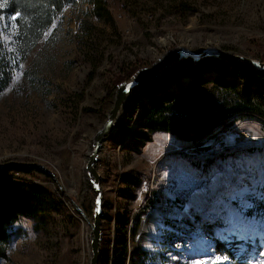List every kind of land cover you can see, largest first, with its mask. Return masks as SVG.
<instances>
[{
    "label": "rangeland",
    "instance_id": "374dc122",
    "mask_svg": "<svg viewBox=\"0 0 264 264\" xmlns=\"http://www.w3.org/2000/svg\"><path fill=\"white\" fill-rule=\"evenodd\" d=\"M102 1L99 12L91 2L66 7L23 57L15 19L0 0V57L10 76L0 92V168H14L0 178L25 192L44 190L13 226L18 239L0 264H90L95 193L86 165L117 87L180 48L214 47L264 62V0ZM202 70L205 79L220 71ZM190 77L167 90L215 94L222 106L225 93L211 82L187 88ZM130 99L96 167L99 264H191L220 256L215 239H236L242 251L250 245V264H264V118L230 119L193 143L148 132L142 104ZM205 223L214 230L206 232Z\"/></svg>",
    "mask_w": 264,
    "mask_h": 264
},
{
    "label": "trees",
    "instance_id": "16d2710c",
    "mask_svg": "<svg viewBox=\"0 0 264 264\" xmlns=\"http://www.w3.org/2000/svg\"><path fill=\"white\" fill-rule=\"evenodd\" d=\"M79 1L91 2L98 12L101 10L100 3L103 2L102 0H5L4 12L8 16L16 17V42L18 48L22 49L23 57H26L44 37L59 14L66 7L75 6ZM106 11L103 8L102 13L98 14L105 16ZM207 67L220 71L206 75V79L209 78L206 80L201 74L202 69ZM227 67L232 68L230 72L226 71ZM8 74L0 57V92L9 84ZM183 74L192 76L187 88L213 83L217 90H221L222 94L225 93L222 106H220L221 96L218 98L215 94L189 93L183 96L167 90L173 83L178 82ZM257 84L264 88V75L254 72L243 64H223L206 59L195 66L189 61H184L167 70L156 81L138 87L133 91L130 102H136V106L142 104L141 113L148 132L170 133L180 140L197 143L216 128L228 125L230 119L244 118L252 114L264 118V92L252 88V85ZM187 88H182L181 93L185 94ZM145 138L148 140L149 137L145 136ZM12 170L14 168H0V177L9 174ZM31 170L22 169V171ZM23 187L24 185L12 179L0 178L1 260H9L11 245L18 239L19 233L13 229V226L18 222L19 217L26 214L29 207L31 208L30 202L36 201L38 192L44 191L34 186L29 192H25ZM188 220L191 222L190 218ZM195 221L201 220L195 219ZM203 226L206 232L214 230L213 224L205 223ZM240 245L241 243L236 239L232 241L215 239L216 252L220 256L232 258L235 264H250L254 248L248 245L242 251ZM256 246V252H261L260 241H256ZM240 251L243 253L238 256Z\"/></svg>",
    "mask_w": 264,
    "mask_h": 264
},
{
    "label": "water",
    "instance_id": "95a60500",
    "mask_svg": "<svg viewBox=\"0 0 264 264\" xmlns=\"http://www.w3.org/2000/svg\"><path fill=\"white\" fill-rule=\"evenodd\" d=\"M206 59H212L223 64H243L249 66L254 72L264 75V62L251 57L226 53L214 47L203 49L200 52H194L188 48H180L169 52L160 60H158L153 66L138 71L130 80L117 87L113 108L103 128L95 137L93 150L86 165V173L95 193V210L93 222L88 221L91 229L89 235L91 248L90 264H99L101 258L103 190L101 185L102 178L96 167L100 159V152L103 144L106 142L109 136L114 134L119 117L129 102L133 91L144 84L156 81L167 70L184 61H189L190 63L196 65ZM19 167L36 168L50 174L49 171L39 165H19ZM79 211L81 214H84L82 210L79 209Z\"/></svg>",
    "mask_w": 264,
    "mask_h": 264
},
{
    "label": "snow or ice",
    "instance_id": "6c2138e0",
    "mask_svg": "<svg viewBox=\"0 0 264 264\" xmlns=\"http://www.w3.org/2000/svg\"><path fill=\"white\" fill-rule=\"evenodd\" d=\"M15 18L13 17V19ZM228 260V257L213 255L211 257L205 256L200 259H195L191 261V264H228Z\"/></svg>",
    "mask_w": 264,
    "mask_h": 264
},
{
    "label": "bare ground",
    "instance_id": "6f19581e",
    "mask_svg": "<svg viewBox=\"0 0 264 264\" xmlns=\"http://www.w3.org/2000/svg\"><path fill=\"white\" fill-rule=\"evenodd\" d=\"M122 113H123V111H122ZM122 113H121V115H120V117L122 116ZM120 117H119V119H120ZM116 129H117V127H115ZM116 133V130H115V132H114V134ZM229 136H232V135H229ZM234 137V136H233ZM230 139V137H226L225 138V142H227V140H229ZM154 226L153 225H149L146 229H149V231L151 232V230H152V228H153ZM148 237V236H147ZM146 238V237H145ZM149 245V244H148Z\"/></svg>",
    "mask_w": 264,
    "mask_h": 264
}]
</instances>
